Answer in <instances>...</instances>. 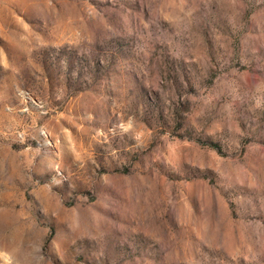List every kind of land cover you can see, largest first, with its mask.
I'll list each match as a JSON object with an SVG mask.
<instances>
[{
	"label": "rangeland",
	"instance_id": "obj_1",
	"mask_svg": "<svg viewBox=\"0 0 264 264\" xmlns=\"http://www.w3.org/2000/svg\"><path fill=\"white\" fill-rule=\"evenodd\" d=\"M0 264H264V0H0Z\"/></svg>",
	"mask_w": 264,
	"mask_h": 264
}]
</instances>
